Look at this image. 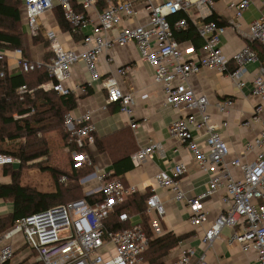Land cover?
<instances>
[{
    "label": "built area",
    "instance_id": "2783aa9c",
    "mask_svg": "<svg viewBox=\"0 0 264 264\" xmlns=\"http://www.w3.org/2000/svg\"><path fill=\"white\" fill-rule=\"evenodd\" d=\"M101 0H22L28 33L34 36L39 31V18L55 6H60L64 19L71 25V32L81 31L92 24L89 33L82 34V51L65 48L52 30L45 31L48 46L52 52L49 60L31 61L19 54L17 65L20 70L32 71L44 66L48 80L40 86L43 90L52 89L58 95L70 94L65 82L70 77L71 67L79 60L83 61L91 80L98 79L96 63L101 54L108 52L115 44L124 45L133 41L139 55L153 69V79L161 86L164 104L177 111L187 112L185 116L173 119L168 125V132L186 143L200 171L208 175L205 188L198 194L188 197L180 185L179 178L187 171L186 164L177 163L173 175L158 172L155 181L170 190L176 201H184L190 210L189 223L199 226L206 222L207 216L202 200L218 190L223 189L222 210L205 229L202 242L210 245L223 227L237 228L228 238L243 248L253 249L256 260L253 264H264V128L244 148L243 154L254 153V158L241 161L239 157L227 159L229 147L223 138L220 127L227 125L226 120L215 122L207 111V97L196 95L188 85V78L198 73L202 67L212 68L229 77L238 87L245 85L246 65L259 62L251 80V94L259 98L251 120H259L264 112V66L249 44L236 50L231 59L235 66L228 67V60L219 45L220 36L225 27L213 22L196 23L197 31L204 42L199 49L193 44L179 43L167 17L178 11H186L192 4L208 13L214 0H102L103 6H97ZM143 3L149 20L146 24L121 28L115 36L108 34L122 19L136 15L135 2ZM76 2L81 10L72 6ZM251 0H230L229 7L234 9V19L242 17L243 11ZM94 10L96 18L89 16ZM238 24V22H234ZM176 28L185 26V20L174 23ZM249 41H256L264 48V10L248 26ZM4 58L0 51V60ZM128 71L120 67L117 73ZM3 72L0 71V76ZM88 84L80 89L85 91ZM107 93V102H119V109L130 119V127L137 123L133 119V98L131 93L123 92L117 80L109 76L103 82ZM25 86L19 87L24 92ZM233 100L225 98L216 102L220 113H227L233 107ZM248 123V122H247ZM246 123V124H247ZM64 128L70 132L78 148L90 146L94 142V125L89 113L73 117L66 113ZM194 128L204 129L203 142L191 134ZM159 144L151 141L147 146L135 150L130 159L139 165L148 158ZM75 165L92 166L93 161L85 150L72 151ZM19 160L9 154L0 152V165ZM237 167L240 177L235 178L231 169ZM107 171H92L79 179L84 188V197L54 205L45 210L31 213L17 220L10 228L0 231V264H13V247L11 236L20 232L24 243L32 249L40 264H145L144 252L148 241L154 237L149 233L137 214L127 211L117 212L119 223H128V227L116 229L110 221V215L121 206L127 197L136 193L134 185H124L118 178L108 179ZM61 181L65 177H60ZM102 195V199L97 198ZM88 196V198H86ZM146 213L153 211L163 215L164 206L159 196L152 191L144 200ZM138 218L139 220H135ZM192 247H182L181 256L171 264H207L204 254H197ZM193 258V259H192ZM222 264V263H221Z\"/></svg>",
    "mask_w": 264,
    "mask_h": 264
},
{
    "label": "crops",
    "instance_id": "0c3cea01",
    "mask_svg": "<svg viewBox=\"0 0 264 264\" xmlns=\"http://www.w3.org/2000/svg\"><path fill=\"white\" fill-rule=\"evenodd\" d=\"M229 2L230 0H214L208 13L201 11L192 4L186 12L189 18L196 23L202 21V18L211 11H214L227 22V26H225V30L220 36L219 45L228 60V67L233 69L235 64L231 56L243 45L250 44L248 26L264 10V0H251L249 6L243 11L242 17L238 20L234 19V9L229 7ZM97 8L100 9L99 5ZM135 8L136 15L122 19L109 32L110 37L115 36L125 26L132 27L148 22V13L143 3L136 1ZM19 14L21 29L26 37V48H21V55L31 61H43L45 53L50 49L46 44L47 39L44 34L46 30L54 31L65 48L82 51V34L89 33L92 28L91 23L82 28L79 38L73 36L69 31H62L52 9L40 16L39 30L40 37L43 40L35 42L28 33L22 4L19 6ZM88 14L92 19L96 18L94 10H90ZM233 21L238 22V24L233 23ZM45 39L46 41H44ZM185 43H188V41ZM0 51L4 55L9 72L18 73L20 71L17 65L19 54L16 49L0 47ZM258 66L259 62L246 65L247 71L243 78L245 85L242 87H238L224 73L212 68L202 67L198 73L192 74L188 78V85L194 93L207 97V111L212 119L219 123L222 120L227 121V125L220 127L219 131H221L229 147L228 160L239 157L243 162H250L254 158V153L243 154V148L248 141L252 140L264 128V112L261 113L258 121L250 119L255 105L259 101L258 97L251 94V80ZM120 67H128V71L119 74L117 69ZM96 72L98 79L91 80L83 61L79 60L71 67L70 77L65 84L68 88H72L70 94H72L75 104L68 113L73 117L89 113L90 121L94 125L95 137L116 139L109 150L99 151L94 144L88 147V153L94 165L93 171L97 173L103 170L109 173L113 171L112 161L115 158H120L119 155L125 150L123 141L128 135V140L131 141L136 150L147 146L151 141L159 144V148H155L151 155L139 165H134L131 161L130 169L120 174L119 178L126 186L134 185L137 189L136 193L147 194L148 196L153 191L162 201L164 206L163 215L158 216L153 211L147 212L148 220L147 225H144V227L149 233L158 236L171 231L182 236L178 244L163 258L165 264H171L178 259L181 256V248L187 246L192 247L196 255L204 254V261L207 264H253L256 260V253L253 249H245L235 242H228V238L237 228L223 227L219 236L210 245L203 243L201 240L205 229L222 210L221 195L223 189L202 200L207 220L202 225L193 226L188 220L190 210L186 203L176 201L170 190L160 186L155 181L154 177L158 172L162 171L171 176L173 175L174 166L183 162L186 164L187 171L180 176L179 181L185 194L190 197L200 193L205 188L208 175L199 170L186 143L168 132L169 123L177 117L185 116L187 112L174 110L164 104V93L161 86L154 82L153 69L146 60L140 57L136 44L133 41L124 45L115 44L111 50L99 56L96 63ZM109 76L115 77L123 92L131 93L133 119L137 123L135 128L130 127L129 117L120 111L119 102H107V93L103 82ZM88 82L86 90L81 91L80 88ZM228 97L233 100V107L227 113H220L215 104L217 101ZM48 108L49 104L44 95L38 96L35 109L41 112ZM6 114L5 103L0 101V122L1 116ZM14 117H17V115H14ZM54 121V118H51L39 123L32 121L31 124L35 126L40 124L49 125ZM19 124H22V122ZM123 130H125L124 137ZM191 134L199 143L203 142V128H194L191 130ZM45 137L50 159L42 164L44 169L36 165L23 167L19 175V185L33 188L41 193H54L56 192V184L48 168L71 172L70 155L58 130L46 133ZM118 140L120 142L116 143ZM22 142L23 138L20 137L0 140V152L14 156ZM37 160L40 161L41 159ZM19 163L15 161L0 165V185L11 183L12 172L19 168ZM231 173L235 178H239L241 175L237 167L232 168ZM12 212V200L9 197L0 196V223L5 222L4 219L9 218ZM135 220L139 219L135 218ZM9 241L14 251L13 264H34L38 262L34 251L25 245L22 233H14Z\"/></svg>",
    "mask_w": 264,
    "mask_h": 264
},
{
    "label": "trees",
    "instance_id": "16d2710c",
    "mask_svg": "<svg viewBox=\"0 0 264 264\" xmlns=\"http://www.w3.org/2000/svg\"><path fill=\"white\" fill-rule=\"evenodd\" d=\"M21 4L23 6L22 0H0V47L5 49L26 48V37L20 24L19 6ZM71 4L76 10H81L79 4L74 2ZM103 5V1L101 0L99 7L102 8ZM53 11L60 29L71 32V25L64 19L60 6H55ZM182 18L185 20V26L176 28L174 23ZM167 20L170 23L174 39L179 43L188 41L196 49L201 47L204 40L197 31L196 22L189 18L186 11L180 10L176 14L168 16ZM202 21L213 22L216 26H227V22L220 18L214 11H211L202 18ZM71 34L77 38L81 35L80 30L71 32ZM40 35L39 30L36 35L32 36L33 41L43 40ZM46 44L48 45L47 41ZM249 46L256 51L260 63L264 66V48L256 41L250 42ZM51 55L52 52L49 49L45 53L43 61L47 62ZM0 71L3 72V75L0 76V101L5 103L7 109V114L1 116L0 140L23 138L18 152L14 155L20 162L19 168L12 172V181L9 185H0V196L9 197L13 202L11 216L5 218V222L0 223V231H3L10 228L21 217L45 210L54 205L84 197V188L79 183V179L92 172L93 167L83 164L76 166L71 157L72 151L76 150L78 153L85 150L88 152L89 147L85 145L83 148H78L73 142L70 132L63 126L64 115L75 104L72 94L58 95L52 89L43 90L40 85L48 80V74L43 65L32 71L24 72L20 70L18 73H10L6 60L3 58L0 60ZM23 85L26 88L25 91H19V87ZM40 95H44L49 104V108L45 111L38 112L35 109V102L36 98ZM14 115H17V117H14ZM51 118H54L55 121L49 125L40 124L35 126L31 124L32 121L39 123ZM20 122L22 124H19ZM54 130H58L61 133L64 145L70 155L71 172L48 168L56 184V192L54 193H41L33 188L21 187L19 185V175L23 167L36 165L44 169L42 164L50 159L45 134ZM124 132L125 130H123V137L125 136ZM124 139L123 147L125 150L119 155L120 158H115L112 161L113 171L109 173L108 179L118 178L121 180L119 178L120 174L131 167L130 155L136 148L128 140L129 135ZM115 140L110 137H94L93 144L99 151L109 150L114 145ZM118 142L120 140L116 143ZM39 158L41 159L40 161L37 160ZM123 162L124 164H122ZM62 176L65 177L64 181L60 180ZM146 196L147 194H130L127 200L110 215V221L116 229L128 227L129 225L128 223H119L117 220V212L122 210L130 214H138L141 224L147 225L148 216L144 206ZM97 198L102 199V195H97ZM181 238V235H176L171 231L152 237L148 241L147 248L144 252L145 264H165L163 258L169 254ZM34 264H40V262L38 261Z\"/></svg>",
    "mask_w": 264,
    "mask_h": 264
}]
</instances>
